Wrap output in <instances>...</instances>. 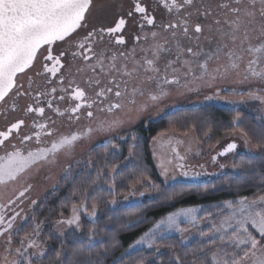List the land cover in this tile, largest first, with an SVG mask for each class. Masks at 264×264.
Instances as JSON below:
<instances>
[{"label": "snow or ice", "instance_id": "6c2138e0", "mask_svg": "<svg viewBox=\"0 0 264 264\" xmlns=\"http://www.w3.org/2000/svg\"><path fill=\"white\" fill-rule=\"evenodd\" d=\"M97 2L0 0V119L5 122L0 128V264H44L45 257L51 264H106L120 244L115 237L107 243L101 235L100 204L105 197L110 206L130 202L145 183L157 189L151 177L136 174L139 137L120 133L145 123L142 117L172 95L215 89L204 100L224 99L217 85L232 81L250 87L233 89L231 94L241 99L225 103L234 109L248 101L264 105V0H108L103 16ZM82 119L88 121L84 127ZM255 119L257 125L247 130L240 127L239 111L232 120L233 134L243 140L247 154L231 167L253 188L251 196L223 201L215 213L197 207L169 213L114 264H165L162 248L171 252L167 264H264V169L256 181L249 179L257 162L264 163V116ZM98 134L107 135L102 158L89 153L77 171L78 146ZM129 140L128 155L121 160L120 142ZM184 143L174 130L152 137L165 182L176 179V169L192 179L203 174L186 170L191 148L182 154ZM237 148L236 142L228 143L212 162ZM130 166L133 171L126 176ZM56 168L70 189L47 240H41L48 218L28 216L24 204H37L29 197L32 181ZM125 179L127 190H119ZM85 218L91 225L86 233ZM173 232L184 244L193 234L199 237L190 254L167 242ZM69 233L74 240L70 256ZM53 240L54 249L48 243ZM146 250H152L151 258Z\"/></svg>", "mask_w": 264, "mask_h": 264}, {"label": "trees", "instance_id": "16d2710c", "mask_svg": "<svg viewBox=\"0 0 264 264\" xmlns=\"http://www.w3.org/2000/svg\"><path fill=\"white\" fill-rule=\"evenodd\" d=\"M236 111H239L241 115L240 127L244 129H252L257 125L255 117L250 115L247 111L242 109H226L222 107H214L211 105H205V107L194 108H182L167 114L160 120L150 121L147 125H141L138 127L134 135L139 137V147L136 151L139 152V156L133 162L138 166L139 175L141 172L151 177L152 182L157 186L155 189V197L150 200L141 201L139 204L129 205L128 207H117L110 209L105 197V202L100 204V212L98 215V226L104 228L105 231L102 236L108 237L107 243H111V238L115 237L120 246L115 250L113 254H110L106 264H114V261L121 256V253L138 239L145 231H147L153 224L160 218L166 216L169 213L175 212L181 208L198 207L202 209L212 211L215 213L216 205L223 201L234 199L238 195L251 196L253 188L248 186L242 181V174L234 171L233 173L221 176L216 180L191 182H174L172 184H164L156 171L154 161H152V154L150 150V143L152 137L157 136L160 133L171 134L173 130L180 135L187 132H192L200 145H211L218 138L225 136L226 134L233 133L232 120L236 115ZM193 125L195 128L193 129ZM211 127V131L208 129ZM208 133L205 136V133ZM131 144L129 140L127 143H121L123 155L120 157L122 160L124 156L128 155V148ZM89 153L92 154L94 159H101L103 155L102 147H95ZM246 154H237L234 162H238L241 157ZM88 156V155H87ZM81 161L79 167H84V160ZM102 162V160H101ZM264 169V163L257 162L256 173L249 175V179L256 181L258 179L260 171ZM133 171L130 166L125 175ZM128 180L125 179L124 183L119 184V190L126 191ZM70 181H66L63 178L53 188V190L44 197L37 207L32 212L37 220H42L45 217L48 218L49 223L45 226L41 240H47L48 233L51 231V222L54 221L58 215L60 209L61 200L69 193ZM175 195L172 200L167 199V196ZM203 211L201 215H203ZM142 219V223H138L135 226L125 227L130 221H137ZM84 231L87 232V228L90 227V223L87 220H83ZM27 228V226L25 225ZM30 230V229H28ZM167 242L173 244L176 247V251L183 253L189 252L195 247L196 242H191L184 246L180 244L177 238L167 237ZM51 248L57 247L55 240L48 242ZM66 248L70 250L74 247V240L71 233L65 241ZM151 251H145V256H150ZM160 255L163 257L165 264H167L171 252L167 248H162ZM44 264H51V258L45 257Z\"/></svg>", "mask_w": 264, "mask_h": 264}, {"label": "rangeland", "instance_id": "374dc122", "mask_svg": "<svg viewBox=\"0 0 264 264\" xmlns=\"http://www.w3.org/2000/svg\"><path fill=\"white\" fill-rule=\"evenodd\" d=\"M217 87L220 88L221 90L220 95L224 97V99L239 100L241 99V97L239 95H235V96L232 95L231 94L232 90L235 89L237 92H244L250 87V85L235 83L232 81H224L219 83ZM214 91L215 89H208V90H204L198 96L196 94H189L186 96L175 95V96H171L170 98H175L173 100L175 101V103L173 104H180L181 107L191 106L192 108H194V107H205V105H211L214 107L234 109V106L225 103L224 99H214L212 101H205L204 96L211 95ZM169 104L170 103L166 104L167 108L173 106L172 104L171 105ZM240 109L247 111L251 116L253 115L254 117L258 115L264 116V105H261L258 101H248L246 104L238 105L235 107V110H240ZM144 121L145 123L136 122L128 126V129L125 132H121L120 135H126L128 131H130L131 134H133L140 125L142 124L147 125L151 120L148 119ZM177 138L183 139L185 141L184 145L181 146L180 148L182 154H184L186 148L189 147L191 148V151L187 153V159L184 162L187 166H190L186 168V170L202 172L203 174L196 179H192L191 177L181 176L179 174V169H176L174 172L176 179L174 180L169 179L167 182H165L164 178L159 175V168L157 167V165L159 164V160L153 155V144L151 142L150 150L152 154V161H154V165L160 180L166 185L172 184L174 182L191 181L197 183L198 181L216 180L221 176L233 173L235 171L231 166L237 154H242V153L247 154V149L244 146L243 140L240 138L239 135L233 133L226 134L225 136L218 138V140H216L213 144L211 145L207 144L205 146L199 144L197 137H195L192 132H187V135H185V133L183 135L177 134ZM106 139H107V135L98 134L94 136L91 141L83 142L77 148V158L78 159L82 158L81 159L82 161L89 154V152L92 151L93 148L101 147V145L106 141ZM233 141L236 142L238 145L237 150L234 153H229L225 156H218L217 162L213 163L211 157L222 151L228 143ZM120 143H124V142L121 141ZM220 164L225 165V167L221 169ZM200 165L204 166L203 169L199 167ZM62 178H63V172L61 168H56L51 171H49L48 169L43 170L40 173L39 178L32 181L34 187L32 191L29 193L30 199L37 200V204L40 203L41 200L53 190V188L59 183V181ZM139 192H144L145 195L141 197L138 194ZM155 195H156L155 189L150 184L145 183L143 186L141 185L137 186V196L130 198V202L121 203L116 206H110V205L108 206L110 209H114L119 206L128 207L129 205L139 204L141 201L144 200H150L151 198L155 197ZM117 198L118 200H122V197H117ZM37 204L35 206H30L28 201L25 202L24 208L28 216L31 217V215L33 214L32 212L37 207ZM197 208H202V207L198 206ZM199 215H201V213H199ZM85 220L87 219L85 218ZM201 226L204 230H207L208 227L207 223H203ZM168 237L177 238L180 244L184 246L188 245L191 242H196L199 239L198 236L193 234L190 236L188 243L184 244L182 243L179 234L175 232L170 234Z\"/></svg>", "mask_w": 264, "mask_h": 264}, {"label": "flooded vegetation", "instance_id": "af4514ba", "mask_svg": "<svg viewBox=\"0 0 264 264\" xmlns=\"http://www.w3.org/2000/svg\"><path fill=\"white\" fill-rule=\"evenodd\" d=\"M155 0H149V3H154ZM107 4H108V0H98L97 2V11L98 13L103 16V14L105 13L106 11V8H107ZM126 39L128 40L129 42V46L131 45L132 43V32L130 31L129 34L126 36ZM172 96H175L172 95ZM175 98H168L166 99L160 106L159 108H153L151 110V112L149 114H147L146 116L142 117L143 120H148V116H151V121H155V120H160L161 118L165 117L167 114H171L172 112H175V111H178V110H182V108H192L191 106L190 107H187V106H182L180 104H173L175 103V101H173ZM172 101V102H171ZM167 103H170L169 105H174L175 107L171 106V107H168L166 106ZM168 105V106H169ZM88 124V121L86 119H82L81 120V123H80V127H84ZM5 125V122L0 119V128H3ZM142 125H145V124H142ZM141 126V125H140ZM138 129V128H137ZM68 129L65 127L62 129V131H67ZM137 131V130H136ZM135 131V132H136ZM135 132L133 134H135Z\"/></svg>", "mask_w": 264, "mask_h": 264}]
</instances>
